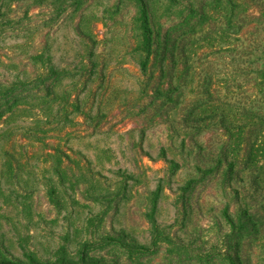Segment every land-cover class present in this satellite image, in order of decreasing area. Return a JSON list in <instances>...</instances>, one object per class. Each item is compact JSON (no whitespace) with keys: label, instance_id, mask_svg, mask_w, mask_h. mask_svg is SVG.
<instances>
[{"label":"rangeland","instance_id":"rangeland-1","mask_svg":"<svg viewBox=\"0 0 264 264\" xmlns=\"http://www.w3.org/2000/svg\"><path fill=\"white\" fill-rule=\"evenodd\" d=\"M256 7L0 0V264L256 260Z\"/></svg>","mask_w":264,"mask_h":264},{"label":"trees","instance_id":"trees-1","mask_svg":"<svg viewBox=\"0 0 264 264\" xmlns=\"http://www.w3.org/2000/svg\"><path fill=\"white\" fill-rule=\"evenodd\" d=\"M226 1L230 2V0H226ZM253 1L254 4L257 6L256 7L257 9H255L249 15V22L252 24L251 28H253V33L255 35L257 34L258 36L263 34V36L259 40H257V42L259 43V45L262 46V56L264 58V0H253ZM261 66L262 68L260 69V71L257 72L264 73V63ZM262 84L263 83L260 82V86H262ZM263 100H264V96H260V99H258L257 101L261 102ZM245 116L247 117L248 115L245 114L244 117ZM249 117L250 118L248 120L247 125H244L243 127L249 129V131L252 132L253 135L243 140L244 145H242V148L240 149V157H241L240 159L241 162H246L258 166L259 164H261V160L264 157L263 148H261L262 145L261 137L264 135V112L260 108L258 109L256 108V111L249 114ZM251 183H252L251 187L255 193L259 194L260 192H262V188L264 187L263 186L264 184L260 180L256 179ZM251 215L252 217H255L256 213L254 210H252L250 216ZM230 223L232 227L234 228L237 227L238 231L239 230L242 231V229H245L247 223L252 226L255 232L260 231L259 222L257 220L253 221L252 218H247L240 224L238 223V225L233 221H230ZM237 245L238 244H236V247ZM255 247L256 249H258V251L256 253V260L254 262L250 261V259H249L250 262L247 260L244 261L237 254L233 258L230 264H264V240L258 239V241L255 243ZM229 257L231 258V256Z\"/></svg>","mask_w":264,"mask_h":264}]
</instances>
